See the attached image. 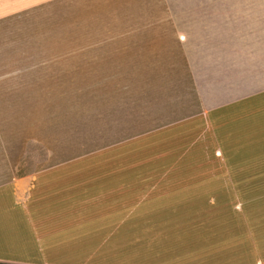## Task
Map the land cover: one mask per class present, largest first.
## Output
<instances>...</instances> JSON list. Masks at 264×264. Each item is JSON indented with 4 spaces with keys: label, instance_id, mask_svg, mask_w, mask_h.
I'll return each instance as SVG.
<instances>
[{
    "label": "rangeland",
    "instance_id": "obj_1",
    "mask_svg": "<svg viewBox=\"0 0 264 264\" xmlns=\"http://www.w3.org/2000/svg\"><path fill=\"white\" fill-rule=\"evenodd\" d=\"M248 12L264 15V0H0L6 150L22 155L24 170L92 155L111 118L124 117L140 93L106 78L123 74L130 56L142 57L137 49L153 41L150 33L174 25L187 37L197 26L237 28ZM158 86L149 82L145 91L157 99ZM103 152L111 168L148 172L138 179L150 188L148 202L121 225L85 227L92 231L83 239L46 255L31 251L29 260L251 264L264 255V97ZM87 162L90 169L99 164Z\"/></svg>",
    "mask_w": 264,
    "mask_h": 264
},
{
    "label": "crops",
    "instance_id": "obj_2",
    "mask_svg": "<svg viewBox=\"0 0 264 264\" xmlns=\"http://www.w3.org/2000/svg\"><path fill=\"white\" fill-rule=\"evenodd\" d=\"M247 14L237 28L222 25L205 31L197 26L187 37L174 25L170 31L150 33L153 41L137 49L141 58L127 54L132 58L125 59L123 74L116 75L124 77L106 78L123 80L125 90L140 93L125 104L124 117L111 118L92 155L24 170L22 155L6 150L0 136V262L55 264L29 260L31 251L46 255L83 239L92 231L85 227L121 225L132 210L143 208L150 188L138 179L150 176L148 172L111 168V154L103 151L118 152L160 131L189 129L197 115L209 119L220 109L264 97V15ZM154 81L157 99L145 91ZM52 156L45 155L44 162ZM87 161L99 164L90 169ZM251 264H264V255Z\"/></svg>",
    "mask_w": 264,
    "mask_h": 264
},
{
    "label": "trees",
    "instance_id": "obj_3",
    "mask_svg": "<svg viewBox=\"0 0 264 264\" xmlns=\"http://www.w3.org/2000/svg\"><path fill=\"white\" fill-rule=\"evenodd\" d=\"M0 264H15V263H5V262H0Z\"/></svg>",
    "mask_w": 264,
    "mask_h": 264
}]
</instances>
